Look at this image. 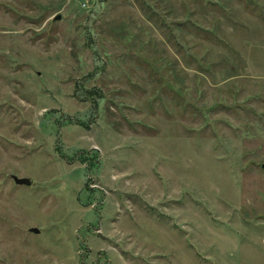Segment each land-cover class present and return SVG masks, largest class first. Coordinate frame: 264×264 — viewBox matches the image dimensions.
Returning a JSON list of instances; mask_svg holds the SVG:
<instances>
[{
	"label": "rangeland",
	"instance_id": "rangeland-1",
	"mask_svg": "<svg viewBox=\"0 0 264 264\" xmlns=\"http://www.w3.org/2000/svg\"><path fill=\"white\" fill-rule=\"evenodd\" d=\"M0 264H264V0H0Z\"/></svg>",
	"mask_w": 264,
	"mask_h": 264
},
{
	"label": "water",
	"instance_id": "water-1",
	"mask_svg": "<svg viewBox=\"0 0 264 264\" xmlns=\"http://www.w3.org/2000/svg\"><path fill=\"white\" fill-rule=\"evenodd\" d=\"M13 179H14L16 185H18V186H31L32 185V181L29 179H26V178L14 177ZM32 232L36 233V234L39 233V231L37 229L32 230ZM99 237L104 238L101 234H99Z\"/></svg>",
	"mask_w": 264,
	"mask_h": 264
}]
</instances>
